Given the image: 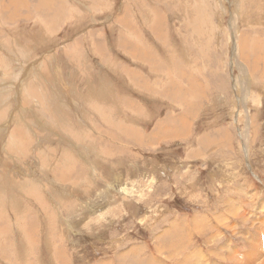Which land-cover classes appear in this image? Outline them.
<instances>
[{
    "label": "rangeland",
    "instance_id": "374dc122",
    "mask_svg": "<svg viewBox=\"0 0 264 264\" xmlns=\"http://www.w3.org/2000/svg\"><path fill=\"white\" fill-rule=\"evenodd\" d=\"M0 264H264V0H0Z\"/></svg>",
    "mask_w": 264,
    "mask_h": 264
}]
</instances>
